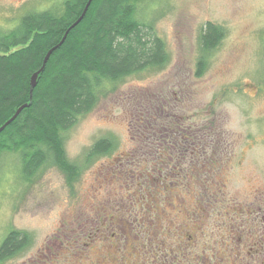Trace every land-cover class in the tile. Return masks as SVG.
<instances>
[{
  "label": "rangeland",
  "instance_id": "obj_1",
  "mask_svg": "<svg viewBox=\"0 0 264 264\" xmlns=\"http://www.w3.org/2000/svg\"><path fill=\"white\" fill-rule=\"evenodd\" d=\"M58 1L0 0V28ZM137 6V18L164 41L168 62L118 82L65 133L68 159L84 166L71 188L52 166L25 181L19 156L0 154V241L10 228L32 234L26 249L0 264H234L238 251L264 252V0H142ZM206 21L221 25L224 37L196 76ZM148 101L169 108L180 129L196 135L186 138L194 155L185 165L189 173H161L166 187L127 163L129 153L135 161L151 157L140 154L152 147L140 151L133 139ZM102 135L114 137L113 151L85 165L86 150ZM139 182L140 195L133 188ZM144 195L151 204L139 202ZM131 196L153 224L128 218V227L117 226L136 211L128 210ZM116 227L128 235L118 241L122 251L115 239L97 236L99 228L108 234ZM141 231L152 237H136Z\"/></svg>",
  "mask_w": 264,
  "mask_h": 264
},
{
  "label": "trees",
  "instance_id": "obj_2",
  "mask_svg": "<svg viewBox=\"0 0 264 264\" xmlns=\"http://www.w3.org/2000/svg\"><path fill=\"white\" fill-rule=\"evenodd\" d=\"M141 1L91 0L81 20L67 31L63 40L64 33L80 16L87 0H59L51 7L22 13L8 29L0 28V126L12 117L19 106L26 104L0 130V154L14 153L19 156L20 175L25 181L32 180L42 168L52 166L63 174L66 185L71 188L81 176L84 166L68 159L65 133L79 118L92 111L99 99L114 89L118 82L146 70L161 68L168 62L164 41L150 25L136 16L138 2ZM223 37L224 28L221 25L205 22L199 36L196 76L202 75L209 54ZM52 47L30 93V76L41 67L44 56ZM159 96L163 97L161 93ZM155 105L148 101L145 107L147 117H144V108L140 111L139 131L133 136V139L138 137L135 140L140 151H145V146L152 147L141 152V157L144 153L151 157L135 161L128 157L131 156L129 153L127 163L133 161L137 172L153 173L156 183L166 187L163 186L166 183L165 174L161 173H189L188 164L194 161V155L191 148L188 149L190 145L186 138L194 140L196 135L193 136L192 130L185 133L186 128L180 129V120L176 121L180 118H173L169 108L166 110L163 104L158 105L159 108ZM188 126L193 128L192 124ZM114 144L112 135L97 137L85 152L84 164L90 163L96 156L109 154ZM163 151L168 152L166 157ZM158 155L163 158L157 162ZM142 163L146 165L143 169L139 167ZM130 169L126 168L127 171ZM139 183L132 185L133 188L140 187L136 189L140 195L143 183ZM131 197L127 202L131 204L128 210L132 208L136 211L132 214L128 212L117 226L128 227L131 223L128 218L145 226L150 222L153 224L154 216L142 218L145 215L140 213L136 198ZM147 199L144 195L139 202L151 204V199ZM143 209L149 212L148 208ZM114 221L116 219L108 222L112 224ZM100 228L97 236H109L108 239H115L118 246V241L128 236L118 227L109 230L108 234ZM144 234L141 231L135 235L142 239L152 237ZM31 242L29 231L10 228L0 241V263L21 253ZM43 262L38 259L33 264Z\"/></svg>",
  "mask_w": 264,
  "mask_h": 264
},
{
  "label": "water",
  "instance_id": "obj_3",
  "mask_svg": "<svg viewBox=\"0 0 264 264\" xmlns=\"http://www.w3.org/2000/svg\"><path fill=\"white\" fill-rule=\"evenodd\" d=\"M90 1L91 0H87V2H86V4H85V6H84V8H83V10H82V13L80 14V16L68 27V29L66 30V32L64 33V35H63V37H62V39L61 40H63L64 39V37H65V35H66V33H67V31L71 28V27H73L74 25H76L80 20H81V18L83 17V15H84V13H85V11H86V9H87V7H88V5H89V3H90ZM60 42H62V41H60ZM60 43H58L56 46H58ZM56 46H54V47H56ZM54 47H52L51 49H49L48 51H47V53H46V55L44 56V59H43V61H42V65H41V67L38 69V70H36V71H34L32 74H31V76H30V93H31V91H32V89L35 87V85H36V83H37V80H38V74L41 72V70L43 69V67H44V65H45V62H46V60H47V58H48V56H49V54H50V52L52 51V49L54 48ZM26 104H23V105H21V106H19L17 109H16V111H15V113L12 115V117H10L3 125H1L0 126V130L4 127V125H6L8 122H10L15 116H16V114L19 112V110L23 107V106H25Z\"/></svg>",
  "mask_w": 264,
  "mask_h": 264
},
{
  "label": "flooded vegetation",
  "instance_id": "obj_4",
  "mask_svg": "<svg viewBox=\"0 0 264 264\" xmlns=\"http://www.w3.org/2000/svg\"><path fill=\"white\" fill-rule=\"evenodd\" d=\"M118 248H120V246H118ZM120 250H121V248H120ZM234 254H235L234 255V264H264V252H263V250L255 249V250L248 251L247 253L243 252V251H238ZM172 257H174V256L172 255ZM257 258H262V259L259 260ZM139 264H141V263L139 262Z\"/></svg>",
  "mask_w": 264,
  "mask_h": 264
}]
</instances>
